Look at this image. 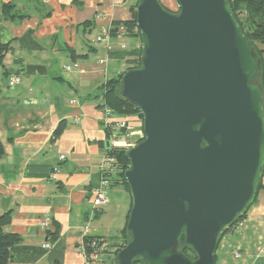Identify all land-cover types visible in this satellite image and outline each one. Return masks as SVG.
Wrapping results in <instances>:
<instances>
[{"label": "crops", "instance_id": "1", "mask_svg": "<svg viewBox=\"0 0 264 264\" xmlns=\"http://www.w3.org/2000/svg\"><path fill=\"white\" fill-rule=\"evenodd\" d=\"M138 1L0 0V43L8 45L0 61V214L11 210L5 230L22 239L7 264H107L102 249L93 258L77 249L89 238L124 240L133 203L126 187L111 182L100 211L93 202L106 146L104 88L142 47L139 35L111 30L132 18ZM13 74L21 82L10 87ZM261 184L247 215L220 240L217 264H264V172ZM46 212L51 225L42 229Z\"/></svg>", "mask_w": 264, "mask_h": 264}, {"label": "water", "instance_id": "2", "mask_svg": "<svg viewBox=\"0 0 264 264\" xmlns=\"http://www.w3.org/2000/svg\"><path fill=\"white\" fill-rule=\"evenodd\" d=\"M139 0L140 65L120 93L143 115L127 149L128 241L116 264H215L221 236L254 203L264 172L262 61L230 0ZM185 245L196 258L177 250ZM117 245V244H115Z\"/></svg>", "mask_w": 264, "mask_h": 264}, {"label": "trees", "instance_id": "3", "mask_svg": "<svg viewBox=\"0 0 264 264\" xmlns=\"http://www.w3.org/2000/svg\"><path fill=\"white\" fill-rule=\"evenodd\" d=\"M138 4V3H137ZM137 4L132 8V18L126 21L116 22L114 27L111 30L113 35L119 33V27L124 26L126 28L125 33L128 35H139L142 39L141 33L139 31L137 25V14L136 7ZM230 6L232 11L234 12L243 32L249 38V40L254 45V48L262 61L260 76V84L264 89V66H263V55H264V0H230ZM6 7H9L7 5ZM8 50L7 44L0 43V61H2L5 52ZM140 54L137 58L131 60L132 66L130 68L138 67L140 65ZM129 68V69H130ZM124 73L110 79L107 85L104 88L103 100L105 106H108L113 110V112L122 117H130V116H138L143 123V115L140 110L132 103L126 102L124 98H122L120 93L121 88V78ZM65 127V123L62 122L59 127L56 129V135H59ZM142 140V139H141ZM4 153V147L0 142V158ZM111 154L115 157L117 163V171L113 175L111 182L113 184H121L126 187V189L130 193L129 185L125 178V171L129 166V158L127 155V149L123 147H117L112 149ZM260 183V187H261ZM260 189V188H259ZM256 199V198H255ZM251 207V206H250ZM249 207V208H250ZM248 212V211H247ZM247 213L238 219L228 230L225 231L227 233L229 230L233 228V226L243 219ZM12 221V212L11 210L5 211L0 214V264H7L12 259V247L18 244L22 239L19 234L7 232L5 230V226L11 223ZM225 233L221 236L225 235ZM92 238L87 239V241ZM98 239V238H97ZM128 241L127 232L125 230L124 240L120 243H117L115 253L118 250L126 245ZM220 242V241H219ZM103 242L102 239L98 240V245L102 247ZM218 247V246H217ZM94 248H87L88 252H92ZM178 251L185 252L191 258H196L195 254L185 245L184 238L177 246ZM135 264H142L141 262H136ZM215 264L216 261V253H215Z\"/></svg>", "mask_w": 264, "mask_h": 264}, {"label": "built area", "instance_id": "4", "mask_svg": "<svg viewBox=\"0 0 264 264\" xmlns=\"http://www.w3.org/2000/svg\"><path fill=\"white\" fill-rule=\"evenodd\" d=\"M126 28L124 26L119 27V33H125ZM104 37L98 36V40H103ZM21 82V76L19 74H13L8 79V86L14 87ZM76 100H72L75 102ZM134 118V117H133ZM132 117H119L116 115L111 108L105 106L104 108V117H103V125L106 130V146L104 156L101 162V181L98 187L95 189V198L93 202L94 211H100V208L107 202V192L108 188L111 185V180L113 175L116 173L118 167L116 163L115 157L111 154L112 149L117 147L130 148L134 146L136 143L132 142L133 137L139 133V135L143 134V129L140 131H135L136 119ZM133 119V120H132ZM65 156L61 155L63 159ZM51 225V217L50 213L46 212L44 216L40 220V226L42 229H48ZM97 238H92L89 241H86L81 247L77 250L83 256L88 258H93L98 252L102 249L100 245H98ZM53 246L51 241H46L43 243V248L50 249ZM92 247L94 250L90 253L87 251V248ZM241 256L240 252L237 251L234 254L235 258H239Z\"/></svg>", "mask_w": 264, "mask_h": 264}, {"label": "rangeland", "instance_id": "5", "mask_svg": "<svg viewBox=\"0 0 264 264\" xmlns=\"http://www.w3.org/2000/svg\"><path fill=\"white\" fill-rule=\"evenodd\" d=\"M176 1V5L172 8V9H170L171 11H175V12H177V11H179V9H180V5H179V3H178V1L177 0H175ZM169 9V8H168ZM259 83L261 82L260 81V76H258V80H257ZM136 122L138 123V124H136V126H135V131H140L141 129H143V123H142V121L140 120V118L137 116V119H136ZM145 137V134H144V131H143V134L142 135H139V133L138 134H136L134 137H133V139H132V142H134V143H137V142H139L141 139H143ZM107 241H109V243H107V242H105L103 245H102V252L99 254L101 257L100 258H103V259H105L106 260V263L107 264H110V263H112V261H113V258H111L110 259V257H111V255H109L108 254V250H110L111 252H115V250H116V246L117 245H115V243H116V241H115V239H113V240H111V239H108ZM106 249V250H105ZM182 252V251H181ZM182 253H184V254H186L185 252H182ZM110 256V257H109Z\"/></svg>", "mask_w": 264, "mask_h": 264}]
</instances>
